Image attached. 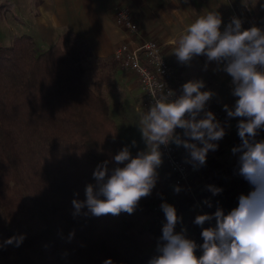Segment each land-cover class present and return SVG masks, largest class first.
<instances>
[{
  "label": "trees",
  "instance_id": "obj_1",
  "mask_svg": "<svg viewBox=\"0 0 264 264\" xmlns=\"http://www.w3.org/2000/svg\"><path fill=\"white\" fill-rule=\"evenodd\" d=\"M120 67L72 31L43 51L31 34L0 38V264H146L160 241L155 207L170 190L164 162L133 214L73 215L98 164L123 166L114 156L125 146L146 150V111L122 95ZM20 235V246L4 244Z\"/></svg>",
  "mask_w": 264,
  "mask_h": 264
},
{
  "label": "clouds",
  "instance_id": "obj_2",
  "mask_svg": "<svg viewBox=\"0 0 264 264\" xmlns=\"http://www.w3.org/2000/svg\"><path fill=\"white\" fill-rule=\"evenodd\" d=\"M221 24L216 11L199 16L180 36L173 54L181 64L206 56L205 69L214 61L218 65L215 70L231 77L232 95L237 99L234 107H223L229 118H239L236 127L241 144L231 151L240 153L238 174L249 183L250 191L241 194L238 206L227 214L218 207L212 214L196 215L194 223L202 228L200 245L186 237L187 229L175 231L182 217L172 204L162 202L166 223L157 245L158 255L148 264H264V140L256 139L264 129V30L256 26L243 29L242 21L235 17L223 31ZM204 88L203 80H189L178 97L172 98L171 92L156 95L139 124L146 150L133 156L125 146L114 156L116 164L123 166L109 169L108 161L98 164L93 172L96 184L86 186V199L72 201L73 215L85 208V216L133 214L140 200L150 196L156 186L157 169L163 163L161 145H182L194 169L205 165L207 154L218 149L216 142L226 131L215 114L205 110L215 93ZM178 128L183 130V138ZM208 190L214 196L223 191L213 185ZM174 191L181 189L176 186ZM204 203L211 207L208 200ZM213 220L214 226L203 227ZM24 238L12 236L4 244L18 247ZM198 248L202 250L199 256ZM104 264H112L111 259Z\"/></svg>",
  "mask_w": 264,
  "mask_h": 264
},
{
  "label": "crops",
  "instance_id": "obj_3",
  "mask_svg": "<svg viewBox=\"0 0 264 264\" xmlns=\"http://www.w3.org/2000/svg\"><path fill=\"white\" fill-rule=\"evenodd\" d=\"M13 1L0 0V28L6 34L3 36L5 40L2 37L1 40L10 41L6 42V45H11L16 36L26 33L34 37L37 49L43 51L52 46L61 34L72 31L90 45L94 55L107 57L113 55L121 43H127L135 48L144 40H157L162 46V52L175 68L174 89L178 96L182 94L184 83L189 80H203L205 88L202 90H211L215 93L209 101L223 109L225 104L234 107L237 99L232 95L231 77L222 70H215L218 65L214 61L208 62L205 69L206 56L195 57L190 64H181L173 54L177 41L190 23L209 11H216L221 15V31L231 22V15L234 12L240 16L243 29L256 26L264 30V0ZM12 3L20 4L18 12L13 16L9 15L12 9L7 7L3 12L1 8V4L10 7ZM118 6L130 8L139 26L138 33L133 34L116 23L114 14ZM137 82L140 93L142 90L138 78ZM238 120L239 118H231L227 140L218 143L216 151H209L206 164L200 166L187 182L178 186L181 191L176 193L174 188L177 185L173 184L168 195L157 203L161 215L156 217L154 226L160 237L162 227L166 223L160 208L162 202L166 201L176 208L182 222L176 225L175 231L187 229L185 235L190 239L192 233L200 235L202 231L201 226L194 223L196 215L212 214L218 207L227 214L238 206L239 196L250 191L249 183L238 174L240 153L233 154L231 151L233 147L241 144L236 127ZM256 139L264 140V129L259 130ZM209 185L222 188L223 191L214 196L208 190ZM205 200L210 202L211 207L204 203ZM214 225L215 220L206 222L203 227ZM158 243L146 250V264L153 256L158 255Z\"/></svg>",
  "mask_w": 264,
  "mask_h": 264
},
{
  "label": "built area",
  "instance_id": "obj_4",
  "mask_svg": "<svg viewBox=\"0 0 264 264\" xmlns=\"http://www.w3.org/2000/svg\"><path fill=\"white\" fill-rule=\"evenodd\" d=\"M114 17L116 23L127 28L129 32L138 33L139 26L129 7L118 6ZM234 17L241 20L236 12L232 13L231 19ZM113 55L120 62L122 68L133 72L138 78L142 89V98L139 104L142 109L147 111L154 103L155 96L161 92L164 94L171 92L174 94L172 98L178 97L174 89L175 68L162 52V46L157 40H144L135 48L130 47L127 43H121L116 47ZM205 110L212 111L217 120L225 127L226 135L216 143L226 141L231 129V118L227 116L223 108L211 101L207 102ZM202 115L203 113H201ZM176 131L183 138V130L178 128ZM160 150L163 154L162 160L171 172L172 184L182 185L198 171L199 168L194 169L192 163L189 162L190 155L182 145L179 147L175 144H170L167 147L161 145ZM158 208L157 205L155 209ZM190 239L198 245L203 243L202 238L196 233H192ZM196 254L197 256L201 255L202 250L198 248Z\"/></svg>",
  "mask_w": 264,
  "mask_h": 264
},
{
  "label": "rangeland",
  "instance_id": "obj_5",
  "mask_svg": "<svg viewBox=\"0 0 264 264\" xmlns=\"http://www.w3.org/2000/svg\"><path fill=\"white\" fill-rule=\"evenodd\" d=\"M13 1V0H12ZM14 2V1H13ZM3 3V2H2ZM18 3L15 4H11V6L9 7L6 4H1V8H3V12L6 10V8L8 7L10 10L12 9L11 13L9 15L13 16L15 14V12H18V6L20 7V4L17 5ZM138 24V23H137ZM2 35V36H1ZM6 34L3 33V29L0 28V38H4L3 36H5ZM38 38V37H37ZM5 40V38H4ZM7 43H9L10 41H3ZM133 73V72H132ZM134 74V73H133ZM131 74L130 72H128L127 70H125L124 68L120 67V69L118 70V74L117 76L120 79V85H121V89H122V95L126 96L127 101H129V103H133L136 107L137 110H142V108L140 107V102H141V98H142V92L139 93L138 91V82H137V78L136 75ZM139 81V80H138ZM140 84V83H139ZM141 86V85H140ZM140 88V87H139ZM142 90V89H141ZM120 91V90H119ZM136 97V98H135ZM145 110V109H144ZM146 111V110H145ZM147 112V111H146ZM112 115L117 119L118 124L122 127L123 122L121 121V119L119 118L116 110L112 107ZM169 170L167 169V173L169 175ZM169 183L170 186L173 185L170 178H169ZM158 205V204H157ZM156 210V209H155ZM159 211V208L156 210ZM154 224V223H153ZM152 224V226H154ZM200 236V235H199ZM201 237V236H200ZM202 238V237H201Z\"/></svg>",
  "mask_w": 264,
  "mask_h": 264
}]
</instances>
